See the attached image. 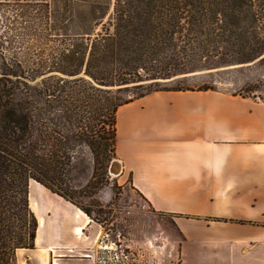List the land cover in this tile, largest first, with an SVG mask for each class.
Segmentation results:
<instances>
[{
  "label": "rangeland",
  "instance_id": "1",
  "mask_svg": "<svg viewBox=\"0 0 264 264\" xmlns=\"http://www.w3.org/2000/svg\"><path fill=\"white\" fill-rule=\"evenodd\" d=\"M64 1L74 5L67 10L75 14L82 8L78 0H0V89L14 92L8 96L9 105L16 99L27 101V105L33 101L40 108L39 121L35 122L38 129L32 134L34 138L42 137L39 144L46 153L50 151L57 166L41 174L42 179L65 194L82 212L88 210L89 216L83 213L96 234L98 264H179L180 244L185 236L175 216L154 211L132 187L129 174L112 176L108 172L116 159L112 107L143 89L171 86L212 87L264 100V50L243 62L224 61L223 58L238 56L232 51L225 57L196 58L199 60L188 65L191 69L184 65L183 72L164 79H150L141 71L142 80L100 85L83 69L70 76L52 71L30 78L33 65L55 66V57L63 50V39L77 36L76 21L72 20L76 16L63 17ZM113 3L111 0L104 21L113 18ZM252 19L255 27L248 28L243 35L249 39L264 38V18ZM14 71L18 75H13ZM185 106L183 96L160 91L125 108L124 112L144 114L130 137L119 134V139L115 138L121 153L134 150L150 162L157 161L159 149L172 148V142H162L169 139L164 136L171 127L172 112L185 110ZM67 138L76 140L74 168L68 184L59 187L58 165L63 160L59 149Z\"/></svg>",
  "mask_w": 264,
  "mask_h": 264
},
{
  "label": "crops",
  "instance_id": "2",
  "mask_svg": "<svg viewBox=\"0 0 264 264\" xmlns=\"http://www.w3.org/2000/svg\"><path fill=\"white\" fill-rule=\"evenodd\" d=\"M168 92L186 101L162 140L172 148L150 162L121 153L115 139L121 172L154 211L175 216L185 236L179 264H264V100L218 89ZM152 93L117 107L115 138L130 137L143 119L124 109ZM28 206L34 248H17L16 264H98L96 234L76 205L30 178Z\"/></svg>",
  "mask_w": 264,
  "mask_h": 264
},
{
  "label": "trees",
  "instance_id": "3",
  "mask_svg": "<svg viewBox=\"0 0 264 264\" xmlns=\"http://www.w3.org/2000/svg\"><path fill=\"white\" fill-rule=\"evenodd\" d=\"M78 1L82 8L77 14L67 10L74 5L65 1L63 12V17L76 16L72 20L76 21L77 36L63 39V50L55 57V66L33 65L30 78L52 71L70 76L83 69L100 85L142 80L141 71L150 79H164L183 72L184 65L188 67L191 61L199 60L196 58L225 57L232 51L238 56L223 58L224 61L243 62L264 50V38L249 39L243 35L248 28L255 27L252 18H264V0H114L113 18L106 21L111 0ZM13 75H18L17 71ZM60 80L67 81L63 77ZM180 90L194 88H146L113 106V143L118 106L154 91ZM12 94L10 89H0V264H16L17 248H34L37 220L28 206L30 178L72 202L42 179L41 174L57 166L50 151L46 153L39 144L42 137L34 138L32 134L38 129L35 122L39 121L40 108L33 101L27 105V101L16 99L9 105L8 96ZM75 143L76 140L67 138L59 149L63 157L57 169L59 187L70 181ZM82 210L89 216L87 209Z\"/></svg>",
  "mask_w": 264,
  "mask_h": 264
},
{
  "label": "water",
  "instance_id": "4",
  "mask_svg": "<svg viewBox=\"0 0 264 264\" xmlns=\"http://www.w3.org/2000/svg\"><path fill=\"white\" fill-rule=\"evenodd\" d=\"M87 146V145H86ZM88 147V146H87ZM89 148V147H88ZM92 155V153L90 152ZM90 155V156H91ZM89 161L92 162V160L89 158ZM109 174L112 176H118L121 173V165L120 162L117 159H114L110 166H109Z\"/></svg>",
  "mask_w": 264,
  "mask_h": 264
}]
</instances>
